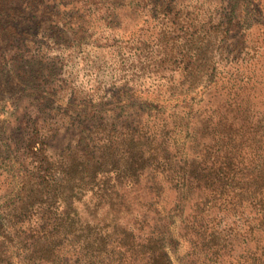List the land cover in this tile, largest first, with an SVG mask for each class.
<instances>
[{
    "label": "trees",
    "instance_id": "1",
    "mask_svg": "<svg viewBox=\"0 0 264 264\" xmlns=\"http://www.w3.org/2000/svg\"><path fill=\"white\" fill-rule=\"evenodd\" d=\"M133 1L156 52L87 89L60 68L117 2L0 0V83L36 56L60 71L14 105L0 264H264V2L251 22L254 0Z\"/></svg>",
    "mask_w": 264,
    "mask_h": 264
},
{
    "label": "rangeland",
    "instance_id": "2",
    "mask_svg": "<svg viewBox=\"0 0 264 264\" xmlns=\"http://www.w3.org/2000/svg\"><path fill=\"white\" fill-rule=\"evenodd\" d=\"M115 2L119 7L117 12L120 11L121 15L114 17L109 25L101 22L95 25L98 30L97 35L101 36L99 38L101 46L94 49L95 53L91 54L92 57L86 59L68 57L69 60H65L60 68L63 72L62 76L69 80V87L70 82L75 80L88 89L93 86L96 79H100L106 72L119 76L138 70L140 64L149 55L156 52L155 43L158 30L152 28V21L143 22L144 16L140 8L134 3L135 1L115 0ZM252 2L251 5L247 6V11L251 15V22L262 20L256 9L261 7L260 5L263 4L264 0H260L258 2L260 4L256 0ZM247 4H250L249 1ZM39 60L36 56V59L29 63L25 72L24 70L10 69L0 83V98L5 104V113L0 112V199L2 201L7 200L5 199V190L8 185L7 164L10 163L8 158L13 148L21 147L24 144L26 136L22 123L23 114L14 112L16 108L14 105L16 102H20V105H23L24 102L26 104L31 102L37 104L38 107L39 92L33 90L34 84L44 76L51 79L53 74L57 76L60 72L56 68L55 70L44 69ZM35 76L37 77L36 80H34ZM9 98L14 99L10 100ZM61 104H66V101ZM52 105L48 100H43L41 114L44 111L47 112L49 106L53 109ZM67 118L70 119L69 116ZM66 137H68L67 133L63 134L62 137L58 135L54 139V146L63 148L68 142L65 140ZM173 262L180 264L176 257H173Z\"/></svg>",
    "mask_w": 264,
    "mask_h": 264
}]
</instances>
